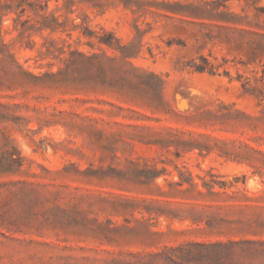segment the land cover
<instances>
[{
  "label": "rangeland",
  "instance_id": "1",
  "mask_svg": "<svg viewBox=\"0 0 264 264\" xmlns=\"http://www.w3.org/2000/svg\"><path fill=\"white\" fill-rule=\"evenodd\" d=\"M0 38L41 77L0 55V264H264V0H0Z\"/></svg>",
  "mask_w": 264,
  "mask_h": 264
},
{
  "label": "trees",
  "instance_id": "2",
  "mask_svg": "<svg viewBox=\"0 0 264 264\" xmlns=\"http://www.w3.org/2000/svg\"><path fill=\"white\" fill-rule=\"evenodd\" d=\"M74 28H77V25H74ZM84 36H87L89 38L95 37L96 42L99 45H105L109 49H113L115 51H118L122 58H128L130 57L128 47L122 46L119 44L117 40L114 39V37L111 34H105L103 36H98L94 34L93 32H83ZM70 47V46H68ZM7 45L3 42V40L0 38V55H2V58H6V60H9V65H16L24 75L27 77H30L32 79H40L41 77H37L32 75L31 73L23 70L17 63L15 62L13 56L11 53H8L6 51ZM65 53V52H63ZM100 55L97 53H93L91 55H86L83 52L77 51V50H69L68 51V58H65L61 61L67 62V66H74L83 69V67L86 64H93L94 62H97L100 59ZM5 60V61H6ZM199 63H196L195 60H193L190 64V67L193 69V71L204 73V72H213L214 68L213 65L210 64V62L203 56L199 57ZM62 73V70H59L56 73H50L45 74L44 76H56L60 75ZM98 73L100 76L104 73L102 70L101 64L98 66ZM170 146H180L178 143L173 141H167L165 140V147ZM189 149H193L194 145L188 146ZM6 154V155H4ZM12 153H3V155L0 158V174H7L15 172L13 164L16 163V159L12 157ZM5 157V159H4ZM223 185V184H222ZM243 242H235L230 241L228 243L223 242H211V243H203V242H196V241H188L178 244L177 246L173 247H165L164 251L160 253L155 254H148L144 255L142 257L136 258L134 261H115L113 264H158L157 262L162 261L163 264H199L203 261H212L214 259H219L217 254H210L209 252L213 251L216 252L217 250L232 247L237 244H241Z\"/></svg>",
  "mask_w": 264,
  "mask_h": 264
}]
</instances>
